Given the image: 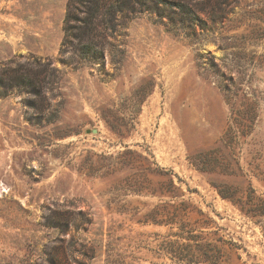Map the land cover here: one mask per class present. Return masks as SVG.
<instances>
[{"label": "rangeland", "instance_id": "374dc122", "mask_svg": "<svg viewBox=\"0 0 264 264\" xmlns=\"http://www.w3.org/2000/svg\"><path fill=\"white\" fill-rule=\"evenodd\" d=\"M78 1L0 0V264H176L158 253L168 227L120 211L155 200L89 176L126 147L182 179L211 230L242 247L241 264H264V220L243 216L189 162L225 139L243 187L264 197V0H229L215 24L199 12L206 27L193 31L175 22V0ZM105 109L126 119L138 109L129 136Z\"/></svg>", "mask_w": 264, "mask_h": 264}, {"label": "trees", "instance_id": "16d2710c", "mask_svg": "<svg viewBox=\"0 0 264 264\" xmlns=\"http://www.w3.org/2000/svg\"><path fill=\"white\" fill-rule=\"evenodd\" d=\"M131 1L143 5V1L162 0H128V3ZM91 2L99 4V0L86 1L88 4ZM78 3L82 4L80 0ZM116 3L123 5L126 0H116ZM231 3L229 0H202V4H193L187 0H175L171 2V6L175 11V22L180 27L193 31L198 24L206 27V23L198 17L199 12L205 13L208 20L215 24L225 19ZM92 10L90 7L89 12ZM96 51L91 46H82L84 54ZM151 87L150 80L140 86L136 92L139 105L146 100ZM137 113L138 109L132 118L126 119L110 109L102 111L109 127L122 137L129 136ZM228 148L229 142L224 139L209 150L191 154L189 162L208 178L211 187L223 200L231 203L243 216L261 223L264 220V197L258 195L250 184L247 188L243 187L245 175L240 161L229 151L226 152ZM115 160L109 157L103 164L90 166L89 176L101 175L106 180H111L116 185L115 190L123 191L127 197L155 200L153 203L128 201L120 211L138 224L170 229L157 245L160 256L176 264H241L242 247L232 238L222 235L221 228L211 230V218L186 198L180 185L183 182L181 178H178V184L172 171L161 168L155 161L137 154L129 147L120 152ZM135 160L139 162V168H135ZM120 173L123 176L118 181L117 175ZM188 191L193 192L191 189ZM52 264L64 263L57 259Z\"/></svg>", "mask_w": 264, "mask_h": 264}]
</instances>
